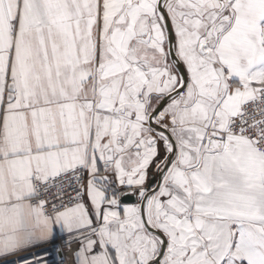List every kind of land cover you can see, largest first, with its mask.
<instances>
[{
    "label": "snow or ice",
    "instance_id": "snow-or-ice-1",
    "mask_svg": "<svg viewBox=\"0 0 264 264\" xmlns=\"http://www.w3.org/2000/svg\"><path fill=\"white\" fill-rule=\"evenodd\" d=\"M0 264H264V0H0Z\"/></svg>",
    "mask_w": 264,
    "mask_h": 264
}]
</instances>
